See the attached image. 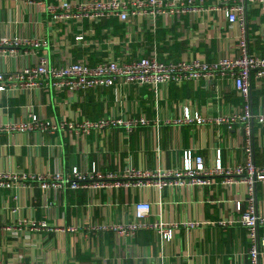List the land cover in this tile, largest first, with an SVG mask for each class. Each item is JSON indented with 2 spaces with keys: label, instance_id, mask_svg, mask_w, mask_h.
Here are the masks:
<instances>
[{
  "label": "crops",
  "instance_id": "0c3cea01",
  "mask_svg": "<svg viewBox=\"0 0 264 264\" xmlns=\"http://www.w3.org/2000/svg\"><path fill=\"white\" fill-rule=\"evenodd\" d=\"M61 0H0V40L47 39L49 49H0V71L12 73L36 65L46 51L52 62H66L90 55L92 64L121 57L126 48L135 51L150 46L160 55L172 58L214 62L237 53L238 28L214 11L194 20H175L176 30L161 28L156 36L141 32L139 22L130 24V35L116 21L96 27V36L86 50L75 47L76 25L52 19L46 7ZM72 1V0H71ZM215 0H206V7ZM181 26L185 33L179 32ZM85 30L90 28L88 23ZM249 38L252 54L264 56V5L250 10ZM113 28L111 44L106 30ZM86 32V31H85ZM131 37V38H130ZM169 42L166 41L170 38ZM3 50V51H2ZM164 57H161L163 59ZM207 83L170 84L158 91L150 87L91 90L85 94L70 91L38 90L30 94L0 93V124L23 121L28 111L55 123L84 118L101 120L124 118L138 124L133 132L125 129L92 131L90 135L63 132H31L0 136V175H69L74 169L92 175L122 177L125 186L104 189H42L37 182L5 181L0 186V261L4 264H250L251 241L248 230L238 221V202L246 211L247 186L226 184V177H214L210 187L176 185L175 178L159 187L155 180L139 185L138 179L123 178L137 172H180L185 154L201 156L208 168L216 165L218 150L225 168L245 161V132L242 124L233 129L214 124L187 126L174 120L201 111H244L243 101L230 85L216 102ZM253 113L264 114V85L253 86ZM254 160L264 168V124L254 122ZM187 180V179H184ZM139 185V186H138ZM257 211L264 217V183L256 188ZM147 202L152 211L147 221L176 226L172 238L157 229L120 236L97 230L135 222L134 208ZM198 223L191 228L188 223ZM42 224L46 225L45 227ZM75 229V230H73ZM264 237V227L260 229ZM261 263L264 264V249Z\"/></svg>",
  "mask_w": 264,
  "mask_h": 264
},
{
  "label": "built area",
  "instance_id": "2783aa9c",
  "mask_svg": "<svg viewBox=\"0 0 264 264\" xmlns=\"http://www.w3.org/2000/svg\"><path fill=\"white\" fill-rule=\"evenodd\" d=\"M206 0H61L58 5L48 4L47 14L57 22L66 25H76L79 34H75V47L86 50L92 42L88 37L96 36V27L104 21H116L123 25L124 31L130 35V24L139 22L141 32H149L156 36L161 28L176 30L175 20L194 18L206 12L214 11L224 16L230 26H236L239 31L237 53L230 57H223L214 62L201 59L172 58L169 53L158 54L156 47L150 46L135 51L126 48L124 55L118 58L110 57L92 64L90 55L83 59L66 62L61 57L58 62H52L51 55L44 52L36 65L26 66L12 73L0 71V93H24L50 90L55 92L87 93L91 90H104L110 88L129 87L138 85L150 87L158 91L170 84L183 85L185 83L205 82L210 90L214 91L216 102L223 98V88L230 85L243 101L244 111L225 114L217 112L216 116H205L201 111L192 113L189 108L181 118L174 120L175 124L187 126H206L214 124L218 127L226 126L233 129L236 124H242L245 132V161L240 165L225 168L222 164V154L218 150V160L214 167L208 168L201 156L194 157L191 152L185 154L184 168L180 172H137L131 170L123 178L138 179L139 185H145L151 180L159 187L168 185L166 179L175 178L176 185L188 184L191 187H210L214 177H226V184L237 182L247 186V210L238 202L237 211L241 214L238 223L245 227L251 241L250 264H262L261 255L264 249V237L260 236V229L264 227V217L257 211L256 188L258 183H264V168H258L254 160V122L264 124V114L253 113V86L264 85V56L255 55L250 50L249 38V13L250 10L264 5V0H215L213 5L206 7ZM85 23L90 25L85 30ZM86 31V32H85ZM185 33L181 26L179 30ZM107 42L111 44L114 35L113 28L106 30ZM131 38V37H130ZM167 38L166 41L169 42ZM34 48L37 50L49 49L47 39H8L0 40V49ZM2 50V51H3ZM161 57H164L161 59ZM145 125L146 120L106 118L91 120L84 118L82 121H62L55 123L28 111L27 117L20 122H7L0 124L2 134H27L31 132H63L70 136L86 134L92 131H110L125 129L128 133L134 131L138 124ZM122 177L114 174L103 175L94 169L91 176L74 169L69 175L61 172L52 176H2L0 186L5 181L37 182L42 189L49 186L55 188L79 189H104L125 186ZM187 179V180H184ZM138 185V186H139ZM152 211V206L147 202L135 205V222L120 226H102L97 230L115 232L120 236L135 234L142 230L157 229L165 233L168 238L173 236V228L167 224L152 225L147 219ZM43 227L46 225L42 224ZM187 227H197L198 223H188ZM75 230V229H73ZM0 264H4L0 261ZM16 264H26L19 261ZM39 264V263H32Z\"/></svg>",
  "mask_w": 264,
  "mask_h": 264
}]
</instances>
